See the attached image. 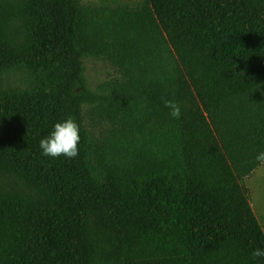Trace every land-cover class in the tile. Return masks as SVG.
Here are the masks:
<instances>
[{"label":"trees","instance_id":"obj_1","mask_svg":"<svg viewBox=\"0 0 264 264\" xmlns=\"http://www.w3.org/2000/svg\"><path fill=\"white\" fill-rule=\"evenodd\" d=\"M260 152L264 0H0V264H264Z\"/></svg>","mask_w":264,"mask_h":264},{"label":"clouds","instance_id":"obj_2","mask_svg":"<svg viewBox=\"0 0 264 264\" xmlns=\"http://www.w3.org/2000/svg\"><path fill=\"white\" fill-rule=\"evenodd\" d=\"M164 106L169 110V115L174 119H180L182 115L181 106L174 100H165ZM80 127L78 123L67 118L62 122L54 125V130L48 137L40 140L39 147L42 155L45 157L59 158L64 156L73 159L79 154V135ZM258 163L264 165V152H260L256 156ZM252 257L264 258V250L256 249L252 252Z\"/></svg>","mask_w":264,"mask_h":264},{"label":"rangeland","instance_id":"obj_3","mask_svg":"<svg viewBox=\"0 0 264 264\" xmlns=\"http://www.w3.org/2000/svg\"><path fill=\"white\" fill-rule=\"evenodd\" d=\"M87 1V0H86ZM127 1V0H121ZM103 11L107 15L112 12L120 15L124 14L125 4L120 6L99 5L98 12ZM112 70L107 64L90 61L88 63L87 77L90 84H95L110 78ZM244 184L250 189V199L252 207L264 228V165L258 167L244 181Z\"/></svg>","mask_w":264,"mask_h":264}]
</instances>
